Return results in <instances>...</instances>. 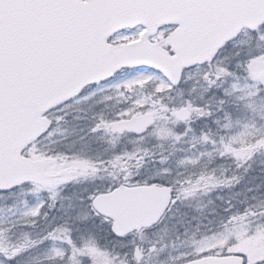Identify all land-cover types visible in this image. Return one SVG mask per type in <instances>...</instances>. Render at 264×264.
I'll use <instances>...</instances> for the list:
<instances>
[{
	"label": "snow or ice",
	"instance_id": "6c2138e0",
	"mask_svg": "<svg viewBox=\"0 0 264 264\" xmlns=\"http://www.w3.org/2000/svg\"><path fill=\"white\" fill-rule=\"evenodd\" d=\"M0 264H264V0H0Z\"/></svg>",
	"mask_w": 264,
	"mask_h": 264
}]
</instances>
